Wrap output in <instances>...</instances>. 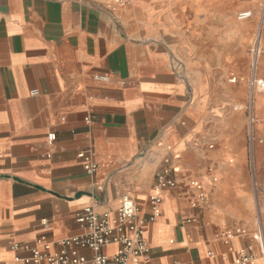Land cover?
I'll use <instances>...</instances> for the list:
<instances>
[{
    "label": "crops",
    "instance_id": "1",
    "mask_svg": "<svg viewBox=\"0 0 264 264\" xmlns=\"http://www.w3.org/2000/svg\"><path fill=\"white\" fill-rule=\"evenodd\" d=\"M260 2L0 0V264L80 234L87 206L114 215L129 195L146 217L163 169L176 185L145 226L152 264H233L241 249L264 264L263 150L232 62L250 34L233 13Z\"/></svg>",
    "mask_w": 264,
    "mask_h": 264
},
{
    "label": "built area",
    "instance_id": "2",
    "mask_svg": "<svg viewBox=\"0 0 264 264\" xmlns=\"http://www.w3.org/2000/svg\"><path fill=\"white\" fill-rule=\"evenodd\" d=\"M119 6H125L128 0H113ZM251 17V13L243 11L237 14L238 21H245ZM251 55L252 67L255 69L260 50L255 46ZM106 80V77H101ZM252 88L258 87L264 90V83L257 80L255 75L250 81ZM36 94V91H32ZM89 119L85 120L88 124ZM253 122V119H251ZM51 143L55 139L54 134L47 136ZM82 166L87 175H94L97 165L93 161V153L90 150L78 153ZM175 181L169 177V170L163 169L156 175L154 193L149 197L150 213L146 217L139 218V208L129 195H123L120 199L116 213L97 212L92 206H87L74 215L76 223L82 228L80 234L63 238L57 242H50L45 235L36 239L34 244L13 245L14 250H19L26 255L20 259L22 264H152L151 248L145 238V226L153 223L160 215L161 197L160 191L175 186ZM191 185L200 190L197 182ZM199 199L203 195L199 193ZM242 229L229 232L226 237L245 235ZM259 248L264 254L261 233L255 235ZM114 247L112 253L105 252L108 247ZM90 250V258L82 255L80 251ZM233 264H254L250 249L238 251Z\"/></svg>",
    "mask_w": 264,
    "mask_h": 264
},
{
    "label": "rangeland",
    "instance_id": "3",
    "mask_svg": "<svg viewBox=\"0 0 264 264\" xmlns=\"http://www.w3.org/2000/svg\"><path fill=\"white\" fill-rule=\"evenodd\" d=\"M243 9L245 8L238 9L233 13V18L235 20L237 12ZM242 23L248 24V31L250 34L245 41L242 42L240 53L232 56V62L236 67H244L247 73V99L246 104L243 106L248 120L249 143H253L254 146L261 145L263 151L261 152L260 159H262L264 164V90L258 87L252 88L250 86V81L254 75L257 80L264 83V0H261L260 4L255 7L253 18L243 21ZM236 24L239 23L236 22ZM255 46L259 48L260 56H258L256 60L257 64L254 69L252 67L253 57L251 51ZM232 74L233 76L236 75L235 72ZM236 106L240 105L237 104ZM251 119H253V122H251ZM257 202L258 208H261L262 205L264 206V199L258 200Z\"/></svg>",
    "mask_w": 264,
    "mask_h": 264
}]
</instances>
